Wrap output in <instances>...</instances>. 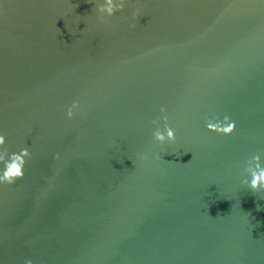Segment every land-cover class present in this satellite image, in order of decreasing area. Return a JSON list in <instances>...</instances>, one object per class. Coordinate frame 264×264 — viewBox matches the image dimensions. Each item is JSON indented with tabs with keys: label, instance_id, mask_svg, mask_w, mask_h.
<instances>
[{
	"label": "water",
	"instance_id": "water-1",
	"mask_svg": "<svg viewBox=\"0 0 264 264\" xmlns=\"http://www.w3.org/2000/svg\"><path fill=\"white\" fill-rule=\"evenodd\" d=\"M0 133V264H264V0H0Z\"/></svg>",
	"mask_w": 264,
	"mask_h": 264
},
{
	"label": "clouds",
	"instance_id": "clouds-1",
	"mask_svg": "<svg viewBox=\"0 0 264 264\" xmlns=\"http://www.w3.org/2000/svg\"><path fill=\"white\" fill-rule=\"evenodd\" d=\"M128 2L129 0H95V11L101 19L112 17L116 12L123 11L124 6ZM132 15L135 16V11ZM73 107H75V102H73ZM164 112L165 110L161 108V113ZM67 114L69 116L72 115L71 109L68 110ZM161 118L164 121L162 128L156 121H153V124H156L152 133L154 140L161 145L175 143L176 133L168 125L167 115L164 114ZM205 127L208 131L221 136H231L236 131L235 121L226 115L222 118L209 119ZM6 145V137L0 133V159H3V153L7 155V158L4 159L3 166L0 167V182L11 184L23 175V168L25 166L24 157H28L29 152L26 148H21L18 152L9 153ZM241 184L253 193L264 192V165L261 164L259 156L252 155L250 160H246L243 167ZM257 210H260L259 205H257ZM23 264H33V261L31 258H25Z\"/></svg>",
	"mask_w": 264,
	"mask_h": 264
}]
</instances>
